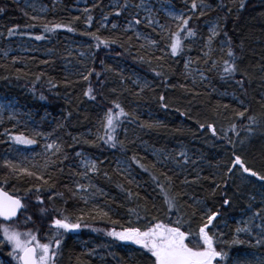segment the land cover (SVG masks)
<instances>
[{"label": "trees", "instance_id": "1", "mask_svg": "<svg viewBox=\"0 0 264 264\" xmlns=\"http://www.w3.org/2000/svg\"><path fill=\"white\" fill-rule=\"evenodd\" d=\"M104 1H99L91 11L80 15L73 11L76 0H59L47 16L31 19L33 16L24 11L22 0H0V96L13 98L37 113L45 114V134L60 143L68 155V159L61 165L63 173H57L58 179L52 189L53 193H63V197L54 196L50 201L49 192L45 191L41 193L44 204H38L33 193L35 186H42V182L26 176L16 179L9 169L3 167L2 155L10 145L12 133L0 125V187L11 196L21 198L27 205L15 221L0 223L21 232L38 230V240L47 243L51 239L50 232L55 231L49 228L50 218L54 215L53 208L63 211L73 222L82 214L80 210L84 209V220L77 230L79 232L64 233L56 264H148L147 254L143 249L122 245L106 235V232L121 231L122 227L128 226L143 227L148 222L172 226L178 215L184 220L182 230L191 227L198 231L201 213L199 208L191 205L193 201L200 200L208 211L220 213L214 222L216 228L213 231L219 234L217 249L228 253L226 264H233L237 260L246 264H258V261L264 260V235H261V229L255 225L264 221L261 218H250L256 211L264 213V186H261V182L255 178H249L250 182H243L238 177H233L229 180L226 191L222 185L213 195L214 185L209 180L201 179L189 185H181L180 180L184 176L193 180L199 172L201 177L215 174L219 181L223 175L221 170L232 156V145L227 139L217 138L225 134L235 142L236 153L243 156L249 166L264 172V105L261 103L264 100V81L261 80L264 73L260 71L264 65V0H243V8H240L241 0H202L204 4L216 9L209 10L204 16H199V12L191 13L190 7L183 5L184 0H163L177 9L187 11L186 15H193L190 26L197 32V37L195 42L184 41L185 51L177 57H171L170 50L167 54L162 51L165 41L161 39L159 30L140 25L146 36L158 42L155 47H148L131 32H124L120 22L125 19V12L117 17L114 15L117 10L115 8L106 13L111 22L116 21L113 23L118 28L112 29V23L100 27L97 15H103ZM129 2L133 3V0ZM221 4L226 6L224 11L220 10ZM228 9L232 11L227 13ZM88 15L92 16L91 22L87 20ZM76 17L79 19H75ZM160 20L165 28L177 31L176 23L168 22L162 16ZM210 21L218 22L220 28V35L213 40L214 51L211 55L217 60L227 59L219 48L222 41L231 40L240 70L250 73V83L246 80L243 90L236 85L235 80H221L216 72L204 71L208 79L201 82V78L184 67L189 58L197 61L201 57V50L208 37L205 24ZM45 24L49 28L55 24L67 25L74 28V31L68 32L62 27L45 32ZM10 28L16 29V34L11 37L8 36ZM86 33H94L102 39H116L117 43L97 47V41ZM35 35H43L45 38L36 41L32 39ZM19 36L42 47H39L38 52L2 57L4 43ZM69 41L83 44L90 54V57L81 61V67L67 68L71 64L76 65V62L80 64L75 53L67 54L63 49V44ZM141 56L144 57L143 60L140 59ZM156 56L162 59L156 60ZM13 59L17 62L13 63ZM205 67L202 62L190 65L193 70H204ZM88 70L94 71L88 80H84L81 73L87 74ZM96 72L101 73L99 78L96 77ZM156 72H161L162 75L157 76ZM193 79L198 83L194 85ZM235 79H241L239 72ZM134 80L139 81V85L133 83ZM145 82L149 87L141 92L140 86ZM181 85L192 91H186ZM90 86L94 90L95 100L84 95ZM161 95L165 96L163 102L160 100ZM241 100L244 101L243 106L240 104ZM113 101L119 102L131 114L120 118L123 123L116 133L118 140L124 142V149L119 144L116 148H110L102 142L97 146L91 143L95 141L98 131L103 134L100 122L104 114L113 108ZM161 103L167 107H161ZM224 105H228V108ZM242 107L250 109L246 116L250 114L257 118V123L251 125L250 131L245 130L249 125L247 119L235 115L234 110H242ZM113 111L116 109L113 108ZM182 112L184 115H181ZM208 123L214 125L217 136L200 128L201 124ZM233 123L236 124L239 136L230 130ZM142 124L153 127H142ZM73 138H78L79 142L74 143ZM240 140L244 141L243 144ZM180 151L187 153L189 164H182L183 157L178 155ZM76 152H82L96 160L101 169L92 179L95 187L90 190L95 193V198H90L89 205H85L79 198H73L65 187H75L73 181L79 179L73 175L78 170ZM153 152L158 153L161 160L168 155L175 156L182 165L178 167L169 159L157 166L168 175H173L170 168L180 173L175 181L173 194L181 189L188 194L180 198L179 212L168 211L159 187L148 173L131 163V157L135 154L150 166L157 158ZM193 160L196 161L195 164L191 163ZM119 161L128 164L131 171L128 179H134L140 185L139 188L136 184L129 185L124 175L117 174L115 169ZM105 171L108 176L104 175ZM160 182L164 183L163 177H160ZM117 184H122L125 189L130 188L134 193L138 192L139 198H127L126 192L120 191ZM29 188L33 192H28ZM226 197L231 200L230 206L222 203ZM92 204L108 210L109 216H97L91 212ZM41 208H46L47 213L41 215ZM130 208L139 213V219L129 212ZM89 212L91 215L87 214ZM193 212L196 213L195 216ZM28 216L32 220L25 223ZM113 220L117 223L113 224ZM240 221H250L251 236L236 233L237 226H248L240 224ZM258 238L262 241L261 244H257ZM2 239L0 233V240ZM234 239L242 243L234 244ZM9 247L6 242L0 243V261L5 264H12L8 254ZM89 252L92 253L91 256L87 255Z\"/></svg>", "mask_w": 264, "mask_h": 264}, {"label": "snow or ice", "instance_id": "2", "mask_svg": "<svg viewBox=\"0 0 264 264\" xmlns=\"http://www.w3.org/2000/svg\"><path fill=\"white\" fill-rule=\"evenodd\" d=\"M117 9L114 12V15L119 17L122 12L130 11L131 8L135 9H144L148 11V16L142 17L139 11L132 14L131 19L129 20L127 26L123 29L124 32L133 31L136 34V39H141V34L136 30L137 25L145 23L146 26H155L160 30L161 39L165 41V47L162 51L170 50L171 57H177L184 53L186 45L184 41L191 40L195 42L197 37V32L194 28L190 26V21L193 19V15H185L183 13L176 14L175 12H169L172 20L177 21L176 24L177 31H171L165 26L160 25L159 21L154 18L152 9L150 6L146 5L143 0L140 3L130 4L129 0H123L122 3L114 5ZM225 5H220V10L224 11ZM243 0H241L240 8H243ZM209 10H216L211 7V5H206L203 2L197 3V0H192L190 11L195 14L199 12V16H204ZM85 12H88V9H84ZM232 10L228 9L227 13H230ZM226 13V15H227ZM31 19H38V17H31ZM75 19H79L76 17ZM104 21L108 20V16H104ZM88 22L92 21V16L88 15ZM90 26V23H89ZM44 31L49 32L58 28H65L68 32H73L74 28L67 25L55 24L52 28H49L47 24L44 26ZM112 29H117V24H112ZM155 30V29H154ZM164 33H167L166 35ZM209 35L206 39V43L203 45L201 57L197 61H192L191 58L185 61L184 67L188 69L190 65L195 63L202 62L206 67L204 70L197 69L201 77V82L207 80L208 77L204 75V71L216 72L219 75L221 80H235L236 85L243 90L245 87V81L249 80L250 73L247 71H241L237 64V57L231 47V40L222 41L220 44L219 51L222 54H226L227 59H214L211 53L214 51L212 44L213 40L220 35V28L218 22L213 23L209 28ZM16 34L15 28H10L8 30V36L11 37ZM85 34V33H82ZM90 35L94 40L97 41V47L104 45L108 47L110 44L117 43L116 39H102L100 36H97L94 33H86ZM227 34L225 33V37ZM45 37L43 35H35L32 39L36 41L43 40ZM157 41L154 39L148 40V45L155 47ZM144 47V45H141ZM83 55V53H82ZM7 56V53H5ZM141 60L144 59L143 56L140 57ZM156 60H161L162 57L156 56ZM17 61L13 59V63ZM47 61H45L46 63ZM103 63V62H101ZM151 63V61H148ZM94 70H88L87 74L81 73V76L84 80H88L89 76L92 75ZM110 71V69H108ZM261 73H264V65L260 68ZM239 72L241 79H235L237 73ZM96 77L99 78L101 73L96 72ZM157 76L162 75L161 72H156ZM39 79V77H37ZM261 80L264 81V76L261 77ZM133 83L138 84V81H133ZM192 83L195 85L198 82L193 79ZM250 83V80H249ZM53 87H56L55 84H52ZM149 87L145 82L140 86V91L142 92L144 88ZM181 87H185L181 85ZM186 91H192V89H187ZM93 88L90 86L87 91L84 92V95L87 96L90 100H95L96 96L93 94ZM139 93H137L138 95ZM43 98V97H42ZM160 100L163 102L165 96L161 95ZM264 105V100L261 101ZM241 106H243L244 101H240ZM161 107H167L166 104L161 103ZM225 108H228V105H224ZM113 108L116 111H113ZM113 108H110L105 114L103 119L100 122V127L103 129V134L99 131L96 134L95 141H92L93 146H97L100 142L107 145L110 148H116L119 144L121 149H124L126 146L123 141L118 140L116 135L117 129L123 123L121 117H128L131 114L126 112L125 109L121 106L119 102L113 101ZM235 115L238 118L247 119L249 122L248 127L245 130L250 131L251 125L257 123V118L253 115H247L250 109L248 107H242V110H234ZM181 115H184L182 112ZM135 117H133L134 119ZM142 127H153V125H141ZM201 129H206L210 131L213 136H217L216 129L212 123L207 125L201 124ZM231 131L235 132L237 136L239 133L236 132V124L233 123L231 126ZM42 135L39 132H34L33 136L29 137L24 134L12 135L10 140L17 145L31 146L37 143L36 136ZM218 139H227V142L232 145V156L229 161L225 164L224 168L221 170L223 175L220 176L219 181H217L215 174L201 177L199 172H197L195 179L189 180L187 176H184L180 180L181 185H189L199 182L201 179L209 180L213 185L212 194L215 195L217 190H220L222 185L225 186L224 190L226 191V186L233 177H238L243 182H250L249 178H255L256 181L261 182V186H264V172L257 171L255 168L249 166L248 162L244 159L243 156L236 153V144L231 139L225 136H217ZM47 140V137H45ZM74 143H78V138H73ZM243 140H240V143L243 144ZM89 143V141H85ZM44 160L45 163L42 167L31 163L20 161L18 163H13L9 160H5L3 167L9 169L12 177L20 179L22 176L29 178L34 177L36 180L42 182V186H35L34 195L38 204H44V200L41 198L42 192H49L48 200H53L54 196L63 197V193H53L52 189L55 188L56 181L58 179L57 173H63V164L64 160L68 159L67 153L64 152L63 146L57 141H52L44 144ZM157 158L155 162L151 165H147L142 162L143 158H138L135 154L131 157V163L135 164L141 171L148 173L152 181L160 189V193L163 196L164 204L167 205L169 212H179L180 209V198L187 195V191L181 189L176 191L173 194V189L176 187V179L179 178L180 173L174 169H169L173 175H168L167 172L162 169H158L157 166L164 164L165 161L171 159L174 164H177L178 167H181L180 161L175 156H165L163 160L159 158L158 153H153ZM179 157H183V165L189 164L190 160L185 151L179 152ZM56 159H52V157ZM76 157L79 158L80 162L78 165V170L73 175L79 177V179L73 181L75 187L70 185H65L68 188V191L71 193L73 198H79L83 200L85 205L90 203V189H93L95 186L92 184V179L95 175H98L101 171L99 164L96 160L87 157L82 152H76ZM102 163V162H101ZM192 164H195L196 161H191ZM30 164V166H29ZM118 175L122 174L127 179L129 185L136 184L134 179H128L130 175V168L125 162H118L117 168L115 169ZM158 172V174H157ZM105 176H108V173L104 172ZM160 177H163L164 183L160 182ZM111 179L110 177H108ZM7 179V177L5 178ZM87 181V184H85ZM117 187L122 192H126L127 198L132 199L133 197L139 198V193H134L130 188L125 189L122 184H117ZM136 187L139 188L140 185L136 184ZM97 191H101L97 189ZM28 192H33L32 188L28 189ZM83 193V194H82ZM192 200L191 197H189ZM66 203V201H65ZM224 206H230L231 200L229 198H224L222 201ZM193 208H199L201 213L200 220L201 223L198 226V231L191 229L189 227L187 230H182V225L184 220L178 215L177 219L172 226L166 223H151L148 222L143 227L138 226H128L122 227L121 231L110 230L106 232V235L112 237L115 240L128 242L134 245H137L140 249H143L147 254L148 264H221V262H227L228 253L223 249H217L216 245L219 243V234L213 231L216 228L217 217L220 215L219 211H208L206 207L203 206V202L200 200L193 201ZM27 205L25 202H22L21 198H14L10 196L7 192L0 190V218L3 221H11L14 217H17V213L22 209H26ZM46 208H41L40 213L44 215L47 213ZM54 215L50 218L49 228L54 229V232H50L51 239L47 243H41L37 237L38 230H28V231H18L10 225L0 223V233H2L3 239L0 240V243L6 242L7 245L11 246V251L8 253L17 264H56L57 257L60 254V248L63 240L64 233L77 231L81 227V222L84 220V209H81V215L78 216L73 222L67 215L63 214V211L56 208L52 209ZM91 212H94L97 216L108 217L109 211L101 208L99 205L92 204ZM91 212L87 213L91 215ZM129 212L133 215H136L137 218H140L139 213L135 209H129ZM193 212V216H195ZM261 218L264 221V213L261 211H256L253 213L250 220H255ZM32 220L31 216H28L25 220V223H28ZM113 224L117 221L113 220ZM240 224L248 226H237L236 233H245L246 235L251 236V225L250 221H240ZM261 229V235H264V222L259 225H255ZM94 231L96 229H93ZM186 241H188L186 243ZM257 244H261L262 241L258 238ZM234 244H240L242 241L234 239L232 241ZM95 251V250H93ZM87 255L91 256L92 253L89 252ZM258 264H264V260L258 261Z\"/></svg>", "mask_w": 264, "mask_h": 264}, {"label": "rangeland", "instance_id": "3", "mask_svg": "<svg viewBox=\"0 0 264 264\" xmlns=\"http://www.w3.org/2000/svg\"><path fill=\"white\" fill-rule=\"evenodd\" d=\"M50 1L52 4H50ZM99 1L101 2L103 0H76L75 5L73 7V11L80 15L85 14L86 12L84 11V9H88L89 11H91L90 9L91 8L93 9L95 5L99 3ZM140 2L141 0H133V3L130 2V4H135V3H140ZM143 2L146 5L150 6V8L152 9L154 18L159 21L160 25H163V23L160 20L161 16L164 17L166 21L168 22H174L176 24L178 23L177 21L172 20L171 16L169 15V12H175L176 14L183 13L185 15L187 13V11H183L182 9L175 8L168 1L143 0ZM191 2L192 0H184L183 5L186 7H190ZM201 2L202 0H197V3H201ZM55 3H59V0H22L24 11L27 14L31 16H35V17L47 16L50 10L53 9ZM119 3H121L120 0H105L104 1V7H105L104 13L103 15H100V16L97 15V19H98L97 21H98V24H100V27H104L108 23L114 24L113 22H116L114 20L111 22L109 20V14H107L106 12L110 9L115 8L114 5L119 4ZM137 11H139L142 17L148 16L149 14L148 11L144 9L131 8L130 11H125V19L121 20L120 22L121 24L120 26L123 29L127 26L129 20L131 19L132 14ZM105 15L108 16L107 21H104L103 19ZM213 23L214 21H210L207 24H205V28L207 30L208 35L210 34L209 28ZM140 25L146 26L145 23H142ZM140 25L135 26L136 30L141 34V39L139 40L143 42L145 45H147L148 47H151L148 45V40L150 38L142 32V30L140 29ZM147 27L159 30L158 28H155V26H147ZM128 32H131L136 37L135 32L133 31H128ZM0 37H1V34H0ZM39 47H42V46L36 45L28 38L19 36V37H16L14 40L6 41L4 43V46L1 49V55L2 57H6L5 53H7V55H10V54L22 55V54H26L29 52L34 53V52L39 51ZM63 47H64L63 48L64 51L67 54L75 53L77 56V59L80 61V64L76 62L75 63L76 65L71 64L67 68L72 67L74 69V68L81 67V61L86 59L87 57H90V54L87 51L86 47L81 43L69 41V42H65L63 44ZM187 70L191 71L192 74L195 75L196 77L201 78L198 71L193 70L190 67ZM45 120H47V116L45 114H42V113L39 114L36 111L28 108L27 106H23L19 104L13 98L6 97V96L4 97L0 96V125L4 126L6 130L12 133V135L24 134L26 136L31 137L33 136L34 132H39L42 134L40 136H36L37 143L31 146L17 145L13 143L12 141H10V145L5 149L2 155L3 163L5 162V160H9L13 163H18L20 161H24L26 163L31 162L40 167L44 165L45 163L44 155H43L45 151L44 144L55 141L53 138H51V136H48L47 134H45V131L43 128ZM45 137H47V140H45ZM54 158L55 157L53 156L52 159ZM76 158H77V167H78L80 160L78 157ZM119 162H124V161H119ZM85 184H87V181H85ZM90 191L91 192H90L89 198H95V193H92V190ZM119 243L122 245L128 244V242H122V241H119ZM129 245L134 246V247L137 246L131 243ZM122 248L125 249L124 246ZM10 251H11V246L8 248V252ZM10 259L12 261V264H17V261H15L11 256H10ZM0 264H5V263L0 261ZM233 264H246V263L240 262L239 260H237Z\"/></svg>", "mask_w": 264, "mask_h": 264}, {"label": "water", "instance_id": "4", "mask_svg": "<svg viewBox=\"0 0 264 264\" xmlns=\"http://www.w3.org/2000/svg\"><path fill=\"white\" fill-rule=\"evenodd\" d=\"M0 190H2V189L0 188ZM9 195H10V194H9ZM10 196H11V195H10ZM12 197H13V196H12ZM14 198H15V197H14ZM22 210H23V209H22ZM22 210H20V212L17 213V217H14L13 220H11V221H3L2 218H0V221H2V222H4V223L12 222V221H14V220H16V219L18 218V216H19V214L21 213Z\"/></svg>", "mask_w": 264, "mask_h": 264}, {"label": "bare ground", "instance_id": "5", "mask_svg": "<svg viewBox=\"0 0 264 264\" xmlns=\"http://www.w3.org/2000/svg\"><path fill=\"white\" fill-rule=\"evenodd\" d=\"M14 197V196H13ZM16 198V197H15Z\"/></svg>", "mask_w": 264, "mask_h": 264}]
</instances>
